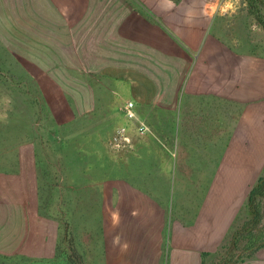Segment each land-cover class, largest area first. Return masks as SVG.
Returning <instances> with one entry per match:
<instances>
[{
	"label": "crops",
	"instance_id": "1",
	"mask_svg": "<svg viewBox=\"0 0 264 264\" xmlns=\"http://www.w3.org/2000/svg\"><path fill=\"white\" fill-rule=\"evenodd\" d=\"M171 5L0 0L4 23L21 27L20 38L5 41L20 43L40 72L66 75L61 88L84 89L87 111L109 107L99 120L107 131L87 130L83 147H63L57 157L69 170V196L60 204L47 201L43 183V170L56 161H42L34 141L0 167V256L54 261L67 244V260L86 264L74 226L82 216L80 231L94 241L100 264H203L233 234L238 210L264 177V27L257 18L260 11L264 20V2ZM115 136L116 147L107 146ZM79 170L85 190L96 184L100 191L99 204L85 196L78 215ZM66 186L57 185L61 194ZM62 207L68 221L59 218Z\"/></svg>",
	"mask_w": 264,
	"mask_h": 264
},
{
	"label": "rangeland",
	"instance_id": "2",
	"mask_svg": "<svg viewBox=\"0 0 264 264\" xmlns=\"http://www.w3.org/2000/svg\"><path fill=\"white\" fill-rule=\"evenodd\" d=\"M252 1L239 0L240 3L248 2L249 5ZM260 1L264 2V0ZM241 7L240 11H243L249 6ZM257 12H259V16H262L260 11ZM4 22L5 19L1 18L0 11V167L6 162L14 160L12 152L19 145L34 141L36 146L41 149L42 161L47 159L46 161L50 160L52 165H57V167H52L48 164V168L43 170V180H45L43 183L48 187L45 191L47 201L49 197H52L51 200L53 197H57L60 204V201L65 200L62 196L66 198L69 196L67 178L69 170L68 168H60L61 165L57 157L63 156V147L74 145L83 147L86 144L87 130V132L91 129L100 131L104 129L107 131L108 122L99 120L103 116L108 115L109 107H95L94 113L91 109L87 111V106L85 105L86 91L84 89H71L72 86L71 88H61L62 83L59 80L64 82L66 75H51L40 72L39 68L33 64L34 59L24 57L26 56V52L21 51L20 43L14 44L13 42L5 41V39L20 38L21 27L7 26ZM255 23L257 24V22ZM66 85L68 86L69 84ZM111 113L115 116V112L111 111ZM114 118L116 121L117 118ZM115 121L113 125H116ZM116 138L117 136L112 138L107 143V146L116 147ZM100 140L101 137L95 136L93 144L96 146L102 145ZM127 149H129V146H126L123 150L126 151ZM93 173L95 183H98L97 180L101 177L100 171L94 169ZM132 173L133 170L127 167V177L129 175L132 176ZM84 182H86L85 178L82 171L79 170L77 180L78 215L85 212V196L89 198L87 200L89 204H99L95 199L98 196L100 187L95 184L93 188L89 186L92 189L85 190L86 187L83 186L85 185ZM59 184L66 186V188H63L62 194L57 187ZM93 193L94 196L92 198ZM73 195L74 191H72ZM61 198L62 200H60ZM262 201V209L264 211V199ZM54 204L53 201L47 202V207L48 205L51 206L48 207L49 210ZM68 212L66 209L63 210L62 207L58 211L59 218L68 221ZM81 218H78L76 225H74L77 231V250L83 253L86 264H100L99 260L94 258L96 255L94 241L90 242L86 239L84 229L83 234L80 231L85 226L84 222H86L84 216ZM250 219V210L245 201L238 210L237 217L233 223V233ZM260 229L264 231V222L260 226ZM232 236L233 234L226 239L221 249L215 255H207L203 264H225L229 260L230 255L233 254ZM240 246L246 248L248 244L241 241ZM237 254L244 253L238 251ZM69 255L70 250L68 249V245L65 244L61 248L58 258L54 261L46 262L21 257L7 258L0 256V264H71L70 260H67ZM261 259H264V248L250 255L244 262L239 264H264V261ZM74 260L77 261L78 259ZM232 263L233 260H230L229 264Z\"/></svg>",
	"mask_w": 264,
	"mask_h": 264
},
{
	"label": "trees",
	"instance_id": "3",
	"mask_svg": "<svg viewBox=\"0 0 264 264\" xmlns=\"http://www.w3.org/2000/svg\"><path fill=\"white\" fill-rule=\"evenodd\" d=\"M257 18L258 22L264 27V20L261 16ZM263 198L264 177L259 180V183L249 194L248 206L251 213V219L245 222L241 227L237 228V230L233 233L231 239V243L234 247L233 254L230 255L229 260H227L225 264H229L230 260H233L232 264L244 262V260L250 255H253L261 248H264V231L260 229V226H262L264 222V211L260 201ZM241 241H244L248 244V246L246 248H242L240 246ZM238 251H242L244 254L238 255Z\"/></svg>",
	"mask_w": 264,
	"mask_h": 264
},
{
	"label": "built area",
	"instance_id": "4",
	"mask_svg": "<svg viewBox=\"0 0 264 264\" xmlns=\"http://www.w3.org/2000/svg\"><path fill=\"white\" fill-rule=\"evenodd\" d=\"M132 107H133V104L130 103V104L128 105V110H127V112H126L127 117H128L129 119H132V118L134 117V114H133V112H132Z\"/></svg>",
	"mask_w": 264,
	"mask_h": 264
},
{
	"label": "clouds",
	"instance_id": "5",
	"mask_svg": "<svg viewBox=\"0 0 264 264\" xmlns=\"http://www.w3.org/2000/svg\"><path fill=\"white\" fill-rule=\"evenodd\" d=\"M168 3H169V6H172V5H171V0H168Z\"/></svg>",
	"mask_w": 264,
	"mask_h": 264
}]
</instances>
